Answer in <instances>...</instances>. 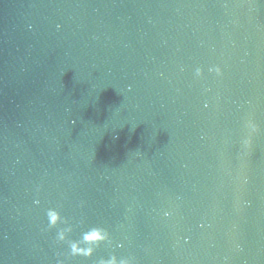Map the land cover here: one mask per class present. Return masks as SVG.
Returning <instances> with one entry per match:
<instances>
[{
    "label": "water",
    "instance_id": "95a60500",
    "mask_svg": "<svg viewBox=\"0 0 264 264\" xmlns=\"http://www.w3.org/2000/svg\"><path fill=\"white\" fill-rule=\"evenodd\" d=\"M50 207L111 243L67 255ZM112 252L264 264V0H11L0 264Z\"/></svg>",
    "mask_w": 264,
    "mask_h": 264
},
{
    "label": "clouds",
    "instance_id": "9594fccd",
    "mask_svg": "<svg viewBox=\"0 0 264 264\" xmlns=\"http://www.w3.org/2000/svg\"><path fill=\"white\" fill-rule=\"evenodd\" d=\"M209 71H215L217 74L221 73L219 67L210 68ZM196 76L202 75V69L197 68L195 70ZM247 127L252 131L256 132L258 126L249 121ZM250 137L244 140V144H250ZM34 203H39V200L34 201ZM169 215V213H165ZM47 216V229L51 230L57 228L55 241L57 243L66 242L68 244L67 255L75 257H92L99 248L104 243H111V233L109 230L100 224H86L83 220L80 221L83 228L76 239L70 238V233L74 230V225L69 221L68 218L63 217L56 207H50L46 210ZM58 225H63L58 227ZM118 247L122 245H117ZM57 264H65V260L58 259ZM94 264H136L135 258L132 256H118L115 252L110 253L107 257L101 256L94 261Z\"/></svg>",
    "mask_w": 264,
    "mask_h": 264
}]
</instances>
